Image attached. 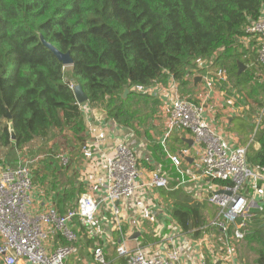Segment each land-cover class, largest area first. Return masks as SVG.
Masks as SVG:
<instances>
[{
    "label": "trees",
    "instance_id": "16d2710c",
    "mask_svg": "<svg viewBox=\"0 0 264 264\" xmlns=\"http://www.w3.org/2000/svg\"><path fill=\"white\" fill-rule=\"evenodd\" d=\"M263 13L264 0H0V149L24 151L35 140L48 141L66 132L79 150L85 126L70 85H80L90 107L149 143L153 164L140 160L142 165L172 173L170 190L159 193L171 201L170 215L179 230L197 238L206 225L207 204L190 203L179 188L174 190L180 176L167 157L175 146H185L188 132L173 134L165 152L163 134L152 131L159 117L158 99L132 91L123 98V91L135 85H165L170 78L180 98L196 102L190 77L198 62L208 64V70L225 69V82L214 77L216 71L211 74L214 87L242 109L228 129L240 145H256L247 147L249 166L264 167V72L252 48L258 36L245 33ZM40 36L60 52H69L72 83L65 79V67L41 45ZM238 63L246 70L239 73ZM195 71L205 75V67ZM55 169L52 160H41L32 167L33 184L44 190L49 176L56 180ZM49 191L63 215L87 189L83 181H66L59 188L50 184ZM252 220L255 227L244 239L255 246V264H264V210ZM78 228L88 248L101 245L86 227ZM119 239L118 232L110 238L104 254L109 264H125L116 257ZM55 240V247L67 245ZM138 240L155 239L144 235Z\"/></svg>",
    "mask_w": 264,
    "mask_h": 264
},
{
    "label": "built area",
    "instance_id": "2783aa9c",
    "mask_svg": "<svg viewBox=\"0 0 264 264\" xmlns=\"http://www.w3.org/2000/svg\"><path fill=\"white\" fill-rule=\"evenodd\" d=\"M245 33L258 36L256 62L264 69V14L258 22L247 26ZM214 77L225 82V69H217ZM200 79L203 83L198 102L180 98L174 81L170 92L160 84L135 85L128 90L161 100L159 111L164 132L160 144L165 152L174 132H188L192 140L191 146L186 144L167 157L180 176L174 190L195 192L198 201L215 208L213 218L207 221L197 238L192 235L187 238L176 223H172L166 232L165 227L156 226L154 233L158 242L153 249L131 245L122 233L125 204L131 203L139 209V220L133 226L141 228L142 220L152 215V205L158 198L156 192L170 190L172 173L141 168L138 155L118 135L121 129L116 123L99 120L88 105L82 107V104L85 129L79 154L94 162L95 188L101 195L93 197L85 193L74 209L61 215L53 202L36 204L31 166L21 160L13 168L0 169V264H65L81 240L78 227H86L89 237L100 238V217L105 214L112 219L114 230L120 235L115 251L125 264H237L236 244L251 232L249 224L254 213L264 210V167L249 166L246 151L251 142L233 144L206 119L205 96L213 90V77ZM74 86L71 84L70 89ZM56 160L64 166L69 163L66 154L56 156ZM55 239H62L67 245L51 249ZM91 251L96 264H107L102 245L97 243Z\"/></svg>",
    "mask_w": 264,
    "mask_h": 264
},
{
    "label": "crops",
    "instance_id": "0c3cea01",
    "mask_svg": "<svg viewBox=\"0 0 264 264\" xmlns=\"http://www.w3.org/2000/svg\"><path fill=\"white\" fill-rule=\"evenodd\" d=\"M204 64H205V66H204ZM198 66L201 67V68L205 67V75H200V76L199 75L198 76L194 75L193 76V74H192L191 77H190V85H191V87L193 89V96H194V99L197 102L199 101V99L201 97V93H202V83L203 82H202V80L200 78L202 76L206 77L208 75H211L215 71H217V69H218V68H214V69L208 70L209 69L208 64H206L204 62H198L197 67ZM212 84L215 86L214 83H212ZM174 85L175 84L173 83V80H171L169 78L167 83L165 85H161V86L166 88L165 90L167 92H170V91H172L174 89ZM214 86H213L212 92L208 96H205V106H206V114H207L206 115V119L211 124H213L219 131H221L229 139V141H231L233 144H235V143L237 144L238 143V137L234 133H232L228 129V127H227V130H225L224 125H223L224 118L219 116V114H218L219 112L220 113H225L226 111L227 112H232V109L225 104L224 100L220 96L221 93ZM177 90H178V85H177ZM205 95H207V94L205 93ZM154 98H156V97H154ZM158 101H159V104H160L161 100H159V98H158ZM87 105H88V103H85V104L82 105V107H86ZM88 107H89L91 113L93 115H95L96 118H98L99 120H102V121H109L110 122V120H108L107 118H105L103 116L102 112H99L98 110L93 109L89 105H88ZM160 108H159V110H160ZM224 108H226V109H224ZM234 108H236L235 110H233V111H235L234 115H241L242 114L241 111L240 112L238 111V107H234ZM236 111H238V113ZM227 121H228L227 125L229 126V123L231 122V118H230V120L228 119ZM155 124L157 125V121L155 122ZM175 133H177V132H174L173 134H175ZM118 135L123 138L122 140H124V141H126L128 143L131 140H134L135 133L131 132L129 130H120V133ZM171 136H170V138H171ZM161 138H160V140H161ZM184 139H188L189 140V135H186L184 137ZM38 141L39 140L33 141L31 144H29L27 146V148L35 145V143H37ZM184 144L186 146V141H185ZM132 147H133V145H132ZM175 148H176V150L180 149V148H177V146H175ZM22 153H23V151H16V150H10V149H8V150L7 149H0V169L11 167V164H10L11 162L9 160V158H10L9 156H15V157H17L19 159L20 158L19 156ZM138 158H139V161L140 160H144V161L146 160V161H148V164H150V165L153 164V162L150 159V156H148L147 151H145L143 156H138ZM20 161L21 160H18L16 165ZM93 174H95V170H94ZM82 181L86 185V189H87L86 193L87 194H90L93 197H95V196L99 197L101 195V191L99 189L95 188V184H93V180L92 179H90L89 181H86V180H82ZM87 182L90 183L89 186H88ZM35 187H36V189H35V193H34V199H35L36 204H42V202H44V201L52 202L51 198L53 197V193L51 191L48 190V192L47 191L44 192V190L39 188V186H35ZM181 192L184 193L182 195H187V196L190 195V194H188V193H186V192H184L182 190H181ZM158 193H159V190H158ZM158 193L156 192V195L158 196V198H157V200L154 201L155 204L152 205L154 207L153 209H151L152 210V215L150 216L149 219L142 220L143 224H142L141 228H134V226H133V224L136 221L139 220V215H140L139 209L136 206L132 205L131 203H126L125 204L124 207L126 208V210L123 211L122 222H123V227L125 228L124 235H126L127 238L131 241L130 242L131 245L140 244L141 246H147V247H150V248L153 249L155 247V244L158 242L157 239H156L158 237L154 236V234H153L154 233V229L156 228V226L158 225V227H160V226L165 227L164 232H166L168 226L170 224H172V223H175L173 221V219L171 218L170 211L168 210L169 211L168 212V211L165 210V208H164L165 206H163V203L159 199V197L162 200L166 201V202H167V200L163 199ZM191 195L193 196L194 199H192V197L189 198L190 199V203H195L196 204V203L200 202V201H198V199L196 197H194V195H196L195 192L193 194H191ZM182 197L183 196H181V198ZM206 204H207V208H205V210H203V215H204L205 221L207 223V221L209 219L213 218L214 215L210 217V215H211L210 212L213 211V213L215 214V208L213 206H210L208 203H206ZM161 207L163 208L164 211L161 209ZM101 214L102 213H100V215ZM100 222H101L102 233L100 235V238L99 237H97V238H98V242L102 245V249H103V252L105 254V251L109 248L108 245L110 244L111 236H114L115 232H117V231L114 230V226L111 223L112 219L109 218L108 214L102 215L100 217ZM263 226H264V224H263ZM136 233H139V235H135V237L132 238L133 234H136ZM144 235L150 236L151 238H153L155 240H152V241H147L146 240L145 243H143L142 240H138L139 237L143 238ZM186 237L187 238H191L190 234H186ZM187 240L191 241L190 239H187ZM57 241L58 240H55L54 242L51 243V249L57 247V246L55 247V245L58 244ZM85 247H86V243H85L84 239L82 238L78 242V244H76V252L73 254V255H76V257H75L76 261H78V264H82V263L83 264L84 263L85 264H96L94 262V260H93L92 254H91L92 253V251H91L92 249L90 250V248H88V247L85 248ZM78 248L86 249L89 257H83L82 255H80L79 252H78ZM70 258L71 257H69L67 259L66 264H73V262H72V260H70ZM89 259H91V261ZM117 259H120V258L117 257ZM106 263L109 264L111 262L106 261Z\"/></svg>",
    "mask_w": 264,
    "mask_h": 264
},
{
    "label": "rangeland",
    "instance_id": "374dc122",
    "mask_svg": "<svg viewBox=\"0 0 264 264\" xmlns=\"http://www.w3.org/2000/svg\"><path fill=\"white\" fill-rule=\"evenodd\" d=\"M248 44L249 43H245L244 45H248ZM252 48L254 49L255 54H257V51L259 49L258 44L253 43ZM204 66H205V64H204ZM70 68L71 67H65V72H66V78L65 79L67 81H70V83H72V80L70 78ZM196 69H199V67L195 66V69L193 71V76L199 75L198 73H196V71H195ZM244 70H246L245 67H243L242 72ZM262 70L264 72V69H262ZM220 96L224 100L225 104L232 109V112L226 111L225 113H220V112L218 113L219 116L224 118L223 125H224L225 130H227V127H228V125H227L228 121L227 120L228 119L230 120V118H233L236 116V115H234L235 111H233L236 108H234L233 98L223 97L222 94H220ZM224 109H226V108H224ZM241 110H242L241 108H238L239 112ZM238 111H236V112L238 113ZM140 130H141V132L143 131V129H140ZM152 131L156 135L161 134V133L163 134V132H164L163 118H162V114L160 111H159V117L157 118V126ZM135 136H134V140H131L130 142H128V144L135 151L136 155L143 156L145 151L148 152V150H149L148 149L149 143L146 142V140L142 136H140L138 134H135ZM248 143H250V142H248ZM132 145H133V147H132ZM250 145H254V147H256V145L254 143H251ZM61 154H66L67 157L69 158V163L66 166L58 163V161L56 160V156L61 155ZM9 157H10L9 160L11 162L10 163L11 168L16 166V163L18 162V160L24 161L25 163L28 164V166H31V168L36 166L44 158L52 160V163H55L57 166V169H55L56 170V172H55L56 180L54 181L51 176H49L47 178V180H46L47 183H44V185H43L45 192L47 190H50V184H53V183H55V186H57L59 188L60 185L64 184L66 181L67 182L68 181H74V182L80 181L81 182L82 180L89 181L90 179H92L93 184H95V182H94L95 174H93L94 169H95L94 162L89 161V160H85L80 156L77 144L74 143L73 138L66 132L62 133V134L55 133V135L50 136L48 141L39 140L37 143H35V145L26 148L25 151H23V153L20 154L19 157L21 159L20 158L18 159L15 156H9ZM140 166H141V168H143L146 171H152V170L148 169L147 166L142 165V163H140ZM87 183L89 186L90 183L89 182H87ZM165 191H169V190H165ZM158 194L160 195V193H158ZM180 194H184V193H180ZM161 197L163 199H166L165 196H161ZM188 197L189 198L192 197V199H194L191 194L188 195ZM159 199L162 201L163 206H165L164 207L165 210L170 211L171 201L169 199H166L167 200V202H166V201L162 200L160 197H159ZM180 200L185 202V203H188V200L185 201L184 198H180ZM210 213H211L210 217L214 215L213 211ZM249 225L251 227V232H252L253 228L255 227L253 220L251 221V223ZM153 234L155 236V233H153ZM211 241L216 242L215 239H211ZM219 243H220V241L217 244L219 245ZM96 244L97 243H95V245ZM236 245H237V248H236L237 252H236V258H235L236 263L237 264H255L256 255L254 252V248H255L254 244L253 243L248 244L247 240L244 239L241 243H238ZM85 248H87V246ZM91 249L93 250L94 247H92V248L90 247V250ZM78 252L83 257H89L86 249L78 248ZM70 257H71L70 260H72L73 264H78V261H76V259H75L76 255H72ZM89 260L91 261V259H89ZM66 261L67 260H65V264H66Z\"/></svg>",
    "mask_w": 264,
    "mask_h": 264
},
{
    "label": "water",
    "instance_id": "95a60500",
    "mask_svg": "<svg viewBox=\"0 0 264 264\" xmlns=\"http://www.w3.org/2000/svg\"><path fill=\"white\" fill-rule=\"evenodd\" d=\"M40 43L41 45L48 50L61 64L63 67H71L73 65V60L70 57L69 52L66 53H62L59 50H57L54 46H52L51 44L47 43L41 36L39 37ZM243 65L241 63H238V68H239V73L242 71L243 69ZM199 79V78H198ZM73 91V95L75 97L76 102L79 105H82L84 103H87V97L85 96L82 87L80 85H75L72 89ZM128 94V89H125L123 91V98H126ZM8 117L10 118V115L8 114ZM11 133V139L14 140V135ZM186 144L188 146L192 145V140H186ZM186 161L189 160L188 158H184ZM135 235H139V233L133 234L132 238L135 237Z\"/></svg>",
    "mask_w": 264,
    "mask_h": 264
}]
</instances>
